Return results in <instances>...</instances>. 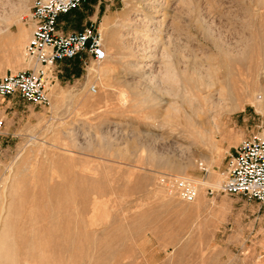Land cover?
<instances>
[{
  "label": "rangeland",
  "instance_id": "obj_1",
  "mask_svg": "<svg viewBox=\"0 0 264 264\" xmlns=\"http://www.w3.org/2000/svg\"><path fill=\"white\" fill-rule=\"evenodd\" d=\"M3 1L0 0V75L9 70L35 69L37 66L24 55L31 32L29 8L32 0H24L25 6L15 12H11L10 7L16 0ZM157 1L161 6L151 15V24L158 25L163 19L169 22L170 16L178 13L175 4H179V0H83L76 9L59 18L57 28L66 32L92 23L100 29V23L107 17L114 31L101 32L103 59L106 60V55L113 57L115 52L121 51L117 37L129 29L124 26L126 19L132 17L133 12L141 18L143 12L150 11L147 3L156 4ZM217 2L221 13L217 14L216 23L223 26L235 12L238 17L234 20H243L238 10L243 5L231 0ZM249 8L247 18L244 17L250 25L242 32L245 35L250 31L254 43L245 54L254 56L263 53L264 40L255 38L253 27L259 24L255 17L257 9ZM204 20L210 24L213 19L206 16ZM165 30L160 33L161 37L166 34ZM130 38L128 35L122 39ZM97 63L90 60L85 66L75 59L48 69V106L31 104L18 96L0 98V119L3 120L0 130V233L4 228L10 234L13 232V239L9 237L5 242L9 244L8 252L16 256V264H264V205L243 195L218 193L210 197L206 193L210 185L222 180L227 157L234 147L242 139L264 129V109L260 112L254 106L257 95L264 93V61L252 63L251 68L256 70L252 76L257 75L253 79L260 82L257 87L250 89L249 96L241 92L237 99L227 102L231 104L226 105L227 110H232L217 116L219 131L214 134V142H197L192 144L190 151L187 149L189 141L180 134V126L174 130L166 124L162 128L152 127L149 125L152 119L140 118L134 112L127 113L126 118L109 114L101 124L97 113L112 106L117 98L111 94L113 97L106 103L105 88L97 76L89 75L88 66ZM238 63L245 65L243 61ZM157 65L155 59L152 67ZM114 68V73L123 71L119 63H115ZM162 97L164 100L152 109L158 111V119L170 120L169 104L181 102L178 97ZM166 100L169 102L164 104ZM199 118L210 121L204 115ZM128 120L136 122L141 132L137 134L133 125H126L124 122ZM112 121L119 131L111 133L116 140L110 146L102 143L100 136L104 135L105 125L113 126ZM150 130L158 133L151 140L154 148H139L134 140L148 142ZM72 135L78 138L77 144H81L77 148L72 144ZM124 147L127 150H123ZM157 153L161 161L186 153L191 155L192 166L184 174L172 172L158 160ZM201 157L209 162L207 165L203 162L206 174L197 167L203 160ZM212 172L215 174L210 177ZM160 175L196 178L201 183L197 198L185 203L171 196L159 183ZM78 190L86 194L93 192L91 196L88 194L89 199L97 197L98 202L108 199L105 200L107 205L103 203L104 211H100L101 203L94 215L90 213L91 217L83 213V220L87 222L85 231H76L73 226L77 217L82 216L79 213L76 217L71 205ZM15 198L20 208L9 214L8 205L13 204ZM98 210L102 214H97ZM97 219L98 222L102 220L88 227ZM75 235H81L78 241H73Z\"/></svg>",
  "mask_w": 264,
  "mask_h": 264
},
{
  "label": "bare ground",
  "instance_id": "obj_2",
  "mask_svg": "<svg viewBox=\"0 0 264 264\" xmlns=\"http://www.w3.org/2000/svg\"><path fill=\"white\" fill-rule=\"evenodd\" d=\"M155 1L156 0H153V2ZM231 1L236 5L244 6L238 8L243 15V20L239 19V21H235V17L237 16L235 12L232 17L233 19L230 17L229 22L226 23L224 21L226 24H223V26L215 22L217 14L221 13H219L217 9V7L220 6L217 0H179V4H175V9H177L178 13L175 12V16H170L171 20L169 22L166 23L163 19L158 25H154V23L151 24L153 20V16L151 15L158 12L161 6L160 2L157 1L158 3L156 4L147 3L148 5L146 6L150 11H148V13L143 12L141 18L139 14L133 12L134 14L132 13V17L126 19L127 24L124 25L128 26L129 29L120 33L117 37V41L119 40L120 44L118 48L121 51L115 52L113 57L106 55V60L103 59L104 62L101 60L98 63L96 62V65L91 64L87 68L89 75L97 76L99 83L105 88L106 97H108L107 100L106 97H104L105 102L107 103L109 98H111V94L119 101L115 100V104L113 103L112 106L106 107V109L103 108V110L101 109L102 111L97 113L98 118H101L99 122L101 124L104 123L109 114L114 115V117L120 115V117L125 116L126 118L127 113L134 112L140 118L152 119L150 120L152 123L149 124L152 127L162 128L163 125L166 124L171 130L180 126V134L183 136L185 135L189 141V145L187 144L188 151L191 150L192 144L196 145L197 142L203 140L211 144L214 134L219 131L216 122L217 116L221 112L232 110V108L227 110L226 105H228L229 102L231 103L232 100H235V98L237 99V96H240L241 92L249 96L250 89H255L257 87V83L259 84L260 82H258L259 80L256 81L257 78L253 79V77L255 78L257 75L252 76L256 74V70L253 71L251 68L252 63L255 62L258 64V62L264 61V51H261V53L263 52L262 54L256 52L257 54L254 56H248V53L245 54L248 50L250 51L249 45L254 43L252 42L254 39L251 38L252 35L250 36V31L245 35L242 32L250 25L249 21L245 20L248 11H250L249 7H255L257 9L255 17L259 20L256 22L259 23L257 27H253L255 38L260 41L264 40V0ZM4 2L5 0L3 3ZM23 6H25L24 0H16L10 7L11 12H15ZM126 10L128 11L129 8ZM206 16L213 19L210 24L206 23L204 20ZM106 18L100 23L99 31H109L112 33L114 31V26L112 27L111 21ZM130 24L133 25L130 26ZM165 29H167V32L161 37L160 33L162 31L164 32ZM193 29L195 30L194 32H196L195 34L192 32ZM128 35H130L131 38L124 41L122 38H126ZM105 43L106 39L104 45H106ZM203 45L209 48H205ZM178 56H181L183 60L181 61V58ZM155 59H157L158 65L152 67ZM242 61L245 65L238 63ZM32 63L38 66L34 62ZM115 63L122 65L123 71L121 74L114 73ZM166 95L169 97H178L184 106H181V103L176 104L178 103L177 101H171L173 103L169 104L167 108V110L170 109L172 111L170 120L165 118L164 121L163 118L158 119V111L152 108L154 105L157 106L162 102L164 100L162 96ZM167 100L164 104L169 102ZM263 102L264 93H260L257 95L254 104L256 110L260 112L263 111ZM230 105H228V107ZM92 111L94 112V110ZM201 115L206 116L210 121L207 122L206 118L201 120L202 118H199ZM110 119L112 120L113 118ZM121 120L122 119H120L119 122H121ZM132 120L125 121L124 123L126 125L129 124L128 126L133 125L136 128L137 134L140 133L141 131L138 125ZM100 123L98 126H100ZM107 123L110 124L111 122L107 121ZM208 123L209 125H207ZM125 124L124 126H126ZM104 127V135L100 136L101 142L111 146L116 140V138L111 137V133H117L119 131L118 125L113 122L112 127L109 125H105ZM156 134L158 135L154 130H150L148 142H137V138V140H134V143H138L139 148L147 147L151 150L153 147V142H151V140L155 138ZM74 135H72L71 141L77 148L81 144H77L76 139L78 138H75ZM127 138H129V136ZM78 143L80 142L78 141ZM131 146L130 147L134 149L133 144H131ZM125 149L124 147L123 150ZM130 151H132V149ZM183 154L185 155L181 157H167L162 161L160 160V154H158V160L164 163L170 171L184 174L188 168L192 166V160L190 158L191 155H186V153ZM150 158L153 159V156L151 155ZM201 158H203L202 162H206V165L209 164L205 159L206 157ZM214 174L215 173L212 172L210 177H213ZM216 175V178H218V174ZM103 191L101 193L99 192V194H102ZM104 192H107V190ZM86 193L79 192L78 190V193L75 192L76 197L71 203L75 214H77L75 216L77 217L79 213L82 215L80 217L78 216L77 219L75 218L76 220H74L76 222L74 225L72 224L76 231H80L81 229L85 231L84 228L87 222L85 223L83 220L85 217H83V213H85L84 215L87 213L89 218V216L91 217L97 212V209H99L104 202L106 203L105 200L108 201L105 197L101 200L103 201L105 198L103 203L98 202L97 200L99 199H97V197L89 199L88 194L91 196V194L94 193ZM111 194L109 193V195ZM19 198L21 197H18V199ZM16 199L17 198L14 199L13 204L8 205V210L10 209L9 214L16 212V210L20 208L18 207ZM104 205L105 204H103L104 208H100L101 212L106 209ZM97 214H99V210ZM30 218H32V216ZM95 220L92 221L91 225L88 224V227H91L92 224H99L102 219L99 220L100 222H98V219L97 222H95ZM8 222L9 221H7V223ZM12 234L8 233L7 228H4L0 233V264H16V256L8 252L9 244L5 242L7 238H12ZM76 235L73 241H78V237L81 236ZM36 241L38 242V240ZM25 244H27V241ZM32 247L33 246L30 245V248ZM36 247L38 248L39 246Z\"/></svg>",
  "mask_w": 264,
  "mask_h": 264
},
{
  "label": "built area",
  "instance_id": "obj_3",
  "mask_svg": "<svg viewBox=\"0 0 264 264\" xmlns=\"http://www.w3.org/2000/svg\"><path fill=\"white\" fill-rule=\"evenodd\" d=\"M83 0H32L29 8L31 32L24 49L29 61L38 65L35 69L5 71L0 75V98L18 96L23 101L38 106H48V69L60 61L87 59L101 61L105 54L99 28L92 24L80 30H58L59 17L76 9ZM94 90V88L92 87ZM3 120L0 119V130ZM198 170L206 174L202 161ZM159 183L167 193L178 200L191 203L200 190V181L191 176L160 175ZM208 196L223 193L247 196L264 205V129L242 139L227 157L222 180L206 189Z\"/></svg>",
  "mask_w": 264,
  "mask_h": 264
},
{
  "label": "crops",
  "instance_id": "obj_4",
  "mask_svg": "<svg viewBox=\"0 0 264 264\" xmlns=\"http://www.w3.org/2000/svg\"><path fill=\"white\" fill-rule=\"evenodd\" d=\"M61 16H62V15H61ZM61 16H60V17H61ZM60 17H59V18H60ZM81 28H82V27H81ZM81 28H80V29H81ZM80 29H78V30H80ZM73 31H75V30H73ZM62 32H64V31H62ZM66 32H69V31H66ZM75 59L78 60L80 63H82L81 59H79V58H75ZM75 59L60 61V62L57 63V65H58V64H61L62 62L73 61V60H75ZM89 62H90V60L87 59V63H89ZM82 64H83V63H82ZM85 66H87V65H85Z\"/></svg>",
  "mask_w": 264,
  "mask_h": 264
}]
</instances>
